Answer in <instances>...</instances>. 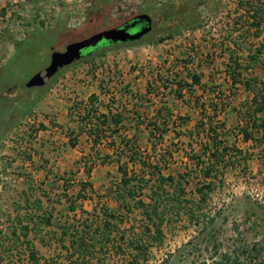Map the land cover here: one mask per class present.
I'll return each instance as SVG.
<instances>
[{
  "label": "rangeland",
  "instance_id": "1",
  "mask_svg": "<svg viewBox=\"0 0 264 264\" xmlns=\"http://www.w3.org/2000/svg\"><path fill=\"white\" fill-rule=\"evenodd\" d=\"M238 1L210 0L192 11L184 2L174 3L169 10L172 0H110L113 22L102 23L90 35L117 27L135 13L151 17V32L138 44H117L93 59L83 57L58 71L43 87H26L25 83L48 66L53 51H64L68 44L65 31L71 28L53 17L46 18L54 0H17L0 5V108L8 104L7 115L27 109L0 137V264H30V249L40 264H68V242L60 233L68 226L78 227L84 217L78 210L70 212L67 208L70 202L80 204L84 181L91 182L94 191L93 200L83 203L85 211L91 212L96 202L114 207L112 190L119 175L110 162L112 158L106 159L107 165H100L102 155L97 149L90 153L87 138L80 136L84 100L75 89L64 86L72 79L87 85L96 79L105 95L111 94L100 104L93 101L90 110L117 109L127 118L137 110L146 114L143 118L153 119L166 103L173 117L157 153L165 157V176L177 180L189 174L183 197L192 205L193 220L183 213L165 224L161 242L150 239L145 259L132 261V256L116 255L111 250L84 258L86 264H264V145L255 141L257 134L245 143L238 132V111L250 100L238 84L231 87L223 47L228 41L242 42L246 47L255 44L250 33L231 32ZM103 5L102 0H93L85 10L94 12ZM54 15L59 14L54 11ZM169 15H173L171 19ZM191 19L200 25L194 26ZM145 46L150 50L140 49ZM258 72L264 79L263 66ZM192 75L202 78L204 88H192ZM102 83L119 86L103 87ZM176 83L186 85L180 94L170 88L162 90L163 85ZM148 90L154 93L153 98L144 96ZM211 101L216 112L210 108ZM203 105L206 112L201 110ZM202 114L225 124L221 137L226 138L230 159L223 178L214 180L215 190L204 202L194 190L196 171L188 161L205 149L201 146L204 132L198 123ZM27 117H32L34 124H29ZM143 118L135 137L141 148L148 150ZM130 126L127 121L119 129L127 133ZM189 134L193 135L191 143ZM25 141L33 150L32 159L21 148ZM101 143L107 146L110 142ZM84 163L95 164L89 178L84 175ZM164 189L171 191L168 184ZM141 211L133 210L125 224L134 225L133 233L143 225ZM43 219H49V225ZM25 226L27 236L23 237ZM75 259L71 261L82 262Z\"/></svg>",
  "mask_w": 264,
  "mask_h": 264
},
{
  "label": "trees",
  "instance_id": "2",
  "mask_svg": "<svg viewBox=\"0 0 264 264\" xmlns=\"http://www.w3.org/2000/svg\"><path fill=\"white\" fill-rule=\"evenodd\" d=\"M208 1L210 0H172L167 8L170 10L171 7L173 8L174 3L184 2L194 11L200 6L206 5ZM167 13L172 14L169 11ZM138 14H132L124 22ZM171 16L173 15H169V19H171ZM235 17L236 19L233 21L234 30L231 32L242 33L246 31L251 34L250 38L255 43L250 47H246L242 42L239 45L235 41H228L226 45H223V47H226V56L229 62L227 68L229 69L228 78L231 87L235 88L238 84L250 98L248 104L241 111H238L240 117L238 132L245 143L254 140L253 136L257 134L259 139H255V141L259 145H264V79L260 77L258 72L262 66L264 68V0L238 1ZM94 19H86L77 27L69 29L64 39L68 43L81 40L90 36L92 30L102 23L113 22L108 14L96 15ZM169 19L167 20L169 21ZM243 20H245V24L242 23ZM190 21L194 26L200 25L198 20L194 22L191 19ZM139 42L140 40L126 44L135 45ZM115 45L102 43L83 57L93 59ZM258 66H261V68ZM153 80L156 83L159 82L156 76ZM161 84L162 82L159 86ZM192 84L193 86H201V79L198 75H192ZM163 86L162 90L171 89L175 86L172 90L179 94L186 87L181 83ZM160 89L161 87H158V90ZM146 94L149 96L153 93L148 90ZM95 99V96H91L88 103L91 104ZM218 104H221L220 101ZM210 108H213V112H216L212 101ZM201 110L206 112L205 105ZM130 115L131 117L127 118L122 111L117 109L114 113L109 110L106 114L98 113L96 109H86L81 117L82 123H85L84 127L81 128V132L91 141L90 153H94L97 147L104 146L101 141L110 142L105 148L110 150L111 154H101L99 151L97 153L102 155L101 165L107 164L106 159L112 158L110 162L116 166L119 178L112 190L114 207L96 202L91 212L84 210L83 203L87 200H93V185L89 181L82 183L80 204L69 203L68 206L70 207L67 208L70 212L78 210L84 217L81 222H78V227L72 226L71 229L68 226L64 231L61 230L60 237L68 242L65 247L66 254H68V264H77L76 261H71L74 257L75 260H82L80 264H86L83 261L84 258L91 259L98 252L105 255L111 250L116 255L132 256V261H136L139 257L145 259L148 248L152 244L150 239L154 243L161 242L163 238L162 227L165 224L171 223L173 218L175 220L181 218L183 213L188 214L189 221L193 220L190 217L191 202L183 197L186 192L183 185L188 184L189 179L187 177L189 174L184 175V173L177 180L170 175L165 176L162 169L165 167V157L157 153V148L163 144V139L168 132L167 128L172 121L171 110L166 103H162L153 119H148L146 116L143 118L142 116L146 114L137 110L131 111ZM142 118L146 122V130L148 131V150H143L138 144L135 137L137 136V128L129 136L128 134L120 135L118 131V127L124 121L139 125L143 122ZM215 118L202 114L198 123L200 125L199 129L204 132L205 141L201 142V146L203 144L205 149L202 150L203 152H197L192 159L188 160L196 171L195 177H193L197 180L194 190L202 202L205 201L208 194L215 190L214 180L219 176L223 178L230 164V159L227 156L229 148L225 141L226 138L221 137V131L224 130L225 124H218ZM87 122H89L88 125ZM188 138L191 143L193 135L189 134ZM70 146L74 147L75 144L72 143ZM94 167L95 164L87 165V163H84V175L87 178L91 176ZM167 184L168 188L171 189L170 193H166L164 189ZM147 191H149L148 195H146ZM135 209L142 210L143 225L141 228L138 227V233H133L135 230L133 224L125 227L129 219L128 216ZM43 223L49 225V219H45V221L43 219ZM27 230L28 227L25 226V232L22 233L23 237L27 236ZM15 234V231H13V235ZM36 256L37 254L33 249H30L28 255L30 264H40V259Z\"/></svg>",
  "mask_w": 264,
  "mask_h": 264
},
{
  "label": "water",
  "instance_id": "3",
  "mask_svg": "<svg viewBox=\"0 0 264 264\" xmlns=\"http://www.w3.org/2000/svg\"><path fill=\"white\" fill-rule=\"evenodd\" d=\"M132 29L135 31L130 32ZM151 30V17L147 14H138L126 21L122 27L105 29L81 40L70 42L65 46L64 51H53L48 66L32 75L25 86L43 87L58 71L81 60L84 54L100 44L134 43L141 40Z\"/></svg>",
  "mask_w": 264,
  "mask_h": 264
},
{
  "label": "crops",
  "instance_id": "4",
  "mask_svg": "<svg viewBox=\"0 0 264 264\" xmlns=\"http://www.w3.org/2000/svg\"><path fill=\"white\" fill-rule=\"evenodd\" d=\"M15 1H17V0H0V5L3 6L4 3H13ZM54 1L55 2H53V4L51 5L52 9L51 10L49 9V11H50V17L49 16H46V18H49L50 19L51 17H53V18H55V22H57L59 24H63V25H65V26H67V27H69V28L72 29V28L77 27L78 25H80L82 23V22H79V20H80L79 19V17H80V15H79L80 10L83 9L84 6H86V5L88 6L89 4H92V1L93 0H86V2H84L85 0H54ZM102 1L104 2V5L100 9L95 10L94 12H92V10H91V12L90 11L88 12V11L85 10L86 13L84 15L85 16L84 17V21L86 19H88V20H92V19L95 20L94 18H96V15L99 16L101 14L102 15L103 14L104 15L105 14H108L109 17H111V19L115 18V16L112 13V8H113L112 2H110V0H102ZM142 1H145L146 3H149L150 0H142ZM114 7H115V4H114ZM87 10H89V9H87ZM54 11L57 12L59 15L55 16L54 15ZM96 11H98L97 14H96ZM72 14H74V18H75V23L74 24H72V23L69 22V17H71ZM77 20H78V23L76 22ZM67 31H65V34H66ZM150 48L151 47H149V46H145V47H141L140 49L143 50V51H148V50H150ZM200 79H201V86H193V85H191L192 88L193 87L204 88L202 78L200 77ZM91 82H92V84L87 85L88 83L87 84H84L83 82H79V81L77 82L74 79H72V80H68L67 84L64 85V86H66V88L67 87L68 88H71V90L75 89L77 92H79V95L78 96H80L82 98V100H84V102L82 104V108H83L84 113L86 112V109H89V106H91V104L93 103V102L91 104L88 103L89 98L91 96H95L96 97L95 101L98 104L101 103V100L104 101L105 98H106V96H107V98H109L111 96V94L109 96L108 95H105V93L100 89V83H98V81L96 79L94 81H91ZM157 84H158V82H157ZM101 85L103 87L104 86H108V87H110V86H119L118 84H113V83H109V84H103L102 83ZM174 85H176V84H174ZM124 86H126V84H124ZM174 88H175V86H173V88H171L170 90H172ZM65 92L67 93V90H65ZM82 92L84 94H82ZM85 93H87V94L85 95ZM153 94H151L149 96L148 95H144V96H148V98H150V97L153 98V96H155ZM53 96H54V93L51 95V97H53ZM249 100H250V98H249ZM95 109L98 111V113H104V114H106L109 110H111L113 113H114V111H116V110H114V109L112 110L110 108L106 109L105 112L104 111H100V109L98 107L95 108ZM125 123H127V121L126 122L124 121L122 124H125ZM130 124H131L132 128H130L131 127L130 126L129 129H128V131H127V133H121V131H120L121 129H119L121 127V125H120L118 127L119 134L120 135L128 134V136H129L130 134L134 133L135 132L134 129L137 128L138 125H136L134 122H132ZM82 135H84L87 138L88 145H89V150H90L91 141L80 130V136H82ZM74 147H72V148H74ZM105 147H107V146H102V148L99 147V149L97 147L96 149H97V151H100L101 154H103V153H109V154H111V151L110 150H107ZM111 164L113 165V163H111ZM105 165H107V164H104V166Z\"/></svg>",
  "mask_w": 264,
  "mask_h": 264
},
{
  "label": "flooded vegetation",
  "instance_id": "5",
  "mask_svg": "<svg viewBox=\"0 0 264 264\" xmlns=\"http://www.w3.org/2000/svg\"><path fill=\"white\" fill-rule=\"evenodd\" d=\"M124 24H125V22L122 23L121 25L117 26V27H122ZM134 31H135L134 29L130 30V32H134ZM84 56H85V54H84ZM6 108H9L8 104H4V106L0 108V137L7 129H9L13 124H15L16 121L27 110V109H25L23 111H20L19 109H16V113L7 115L5 113Z\"/></svg>",
  "mask_w": 264,
  "mask_h": 264
},
{
  "label": "built area",
  "instance_id": "6",
  "mask_svg": "<svg viewBox=\"0 0 264 264\" xmlns=\"http://www.w3.org/2000/svg\"><path fill=\"white\" fill-rule=\"evenodd\" d=\"M30 10H28V13H29V15L31 16L32 15V13H33V8L31 7V5H30ZM79 15H80V17H79V22H83L84 21V15H85V6H84V8L83 9H81L80 10V12H79ZM69 22L70 23H72V24H74L75 23V18H74V14H72L71 15V17H69ZM77 23H78V20L76 21ZM27 121L29 122V124H34V119L32 118V117H27ZM21 146H23V147H21L22 148V150H24L26 153H27V155H29L28 157H29V159L31 158H33V150H32V148L26 143V141L25 142H22L21 143ZM18 156V155H17ZM27 259H28V257H27ZM28 262H29V260H28Z\"/></svg>",
  "mask_w": 264,
  "mask_h": 264
}]
</instances>
